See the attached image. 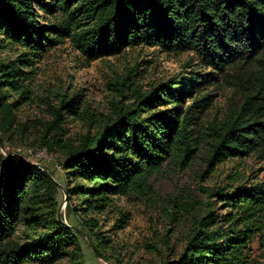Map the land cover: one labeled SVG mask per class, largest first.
Instances as JSON below:
<instances>
[{
    "label": "trees",
    "instance_id": "1",
    "mask_svg": "<svg viewBox=\"0 0 264 264\" xmlns=\"http://www.w3.org/2000/svg\"><path fill=\"white\" fill-rule=\"evenodd\" d=\"M68 41L88 62L147 46L193 53L200 71L148 91L133 88L130 104L116 106L76 144L54 110L42 143L63 153L64 184L0 147V264H85L82 232L104 255L111 240L89 215L113 207L115 197L152 196L150 179L167 161L187 167L202 140L210 146L209 170L249 156L264 160V0H0L3 145L25 133L18 109L30 100L36 64ZM225 84L234 101L201 128L215 97L205 90ZM78 99L63 96L62 108L79 109ZM63 189L79 228L59 215ZM205 193L203 211L165 264H264V182L236 173ZM120 214L123 229L130 217Z\"/></svg>",
    "mask_w": 264,
    "mask_h": 264
},
{
    "label": "rangeland",
    "instance_id": "2",
    "mask_svg": "<svg viewBox=\"0 0 264 264\" xmlns=\"http://www.w3.org/2000/svg\"><path fill=\"white\" fill-rule=\"evenodd\" d=\"M198 64L193 53H166L158 47L147 46L129 48L120 55L88 62L68 41L46 53L36 64L37 76L31 84L30 100L18 109L19 123L26 124L25 133L6 137L5 146L0 140L2 152L44 167L59 184H64L63 153L49 152L42 143L44 126L53 120L56 111L60 112L66 138L76 144L82 135L95 132L105 117L113 116L116 106L130 104L133 88L148 91L172 77L200 71ZM205 92L215 97L202 118L201 128L222 118L235 98L234 89L226 84L220 88L211 85ZM75 94L79 95V109L62 108L63 96L71 98ZM209 150L208 143L202 140L187 167L180 168L175 161H167L150 179L152 196L145 199L115 197L113 207L104 213L90 214L99 221V231L111 240L112 248L104 253L105 257L82 232L79 245L85 264H165L176 256L173 252L181 250L192 216L203 211L206 189L218 190L236 173L243 181L264 182V160L249 156L228 160L209 170ZM59 201V215L64 223L70 222L79 228L81 221L67 215L64 189ZM120 213L130 217L123 229L117 227L122 218ZM253 247L256 249L257 245ZM65 260L57 264H66Z\"/></svg>",
    "mask_w": 264,
    "mask_h": 264
},
{
    "label": "water",
    "instance_id": "3",
    "mask_svg": "<svg viewBox=\"0 0 264 264\" xmlns=\"http://www.w3.org/2000/svg\"><path fill=\"white\" fill-rule=\"evenodd\" d=\"M0 147L3 148L1 141H0ZM66 224H67V223H66ZM93 248L95 249V251L97 252V254H98L99 256H101V255L99 254L98 250H97L95 247H93Z\"/></svg>",
    "mask_w": 264,
    "mask_h": 264
}]
</instances>
